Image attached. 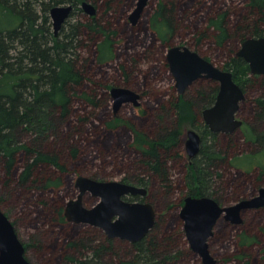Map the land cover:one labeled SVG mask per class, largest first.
<instances>
[{"label":"trees","instance_id":"1","mask_svg":"<svg viewBox=\"0 0 264 264\" xmlns=\"http://www.w3.org/2000/svg\"><path fill=\"white\" fill-rule=\"evenodd\" d=\"M84 1L95 15L83 11ZM137 1L0 0V210L30 229L22 241L32 264H203L173 206L158 209L156 224L134 243L69 222L73 178H99L94 167L122 171V181L146 187L154 205L163 197L181 199V207L187 195L227 205L264 185V169L243 167L264 149V75L238 55L244 40L264 37V0H157L131 25ZM62 4L73 5L72 18L55 34L50 11ZM179 41L232 71L246 92L235 133H214L200 121L216 99V80L200 78L184 94L174 87L170 96L153 86L170 70L159 55ZM112 85L140 91L143 105L130 118L112 115ZM195 122L204 143L185 164L184 126ZM243 217L241 225L223 218L215 225L211 240L226 249L220 264H264V206Z\"/></svg>","mask_w":264,"mask_h":264},{"label":"water","instance_id":"2","mask_svg":"<svg viewBox=\"0 0 264 264\" xmlns=\"http://www.w3.org/2000/svg\"><path fill=\"white\" fill-rule=\"evenodd\" d=\"M150 0H138L129 15L130 21L137 24ZM73 5L64 4L52 7L50 16L55 34L70 18ZM82 9L90 16L97 10L93 3L84 1ZM238 55L249 64L251 73L264 75V37H250L244 40ZM170 72L175 79L179 94L200 78L219 82V91L214 104L203 110V119L214 133H232L240 128L243 121L237 118L241 102L246 99L244 89L234 79V73L217 66L187 45L171 46L166 54ZM114 111L124 104L141 105V94L134 89L113 86L110 90ZM186 150L190 159L199 154L201 135L188 130ZM78 194L66 204L65 215L70 222L89 224L101 228L110 238H122L132 242L143 239L156 223L157 213L149 202L127 201V195H146L147 189L122 180H98L79 176L75 183ZM86 194H91L98 202L87 207ZM264 206V185L258 193L229 205H222L211 196L188 195L184 199L180 216L184 220V230L190 248L197 253L204 264H216L209 239L214 235L218 220L224 218L233 224H242L243 212ZM0 264H32L26 257V246L20 238L10 217L0 210Z\"/></svg>","mask_w":264,"mask_h":264},{"label":"rangeland","instance_id":"3","mask_svg":"<svg viewBox=\"0 0 264 264\" xmlns=\"http://www.w3.org/2000/svg\"><path fill=\"white\" fill-rule=\"evenodd\" d=\"M157 0H150L149 2H148V4H147V6L145 7V9H144V11H143V13L151 6H154L157 2H156ZM62 5H64V4H62ZM131 13V12H130ZM143 13H142V15H141V17H140V19L138 20V22L142 19V16H143ZM71 18H72V16H71ZM129 21H130V19H129ZM50 22H51V24H52V30L53 31H55V29H54V26H53V20H52V18H51V16H50ZM130 23H131V25H137V24H133L131 21H130ZM181 41H179L178 43H176V44H174L173 46H175V45H187L188 46V44H185V43H180ZM185 42H186V40H185ZM170 47H168V48H164V50H163V54H160L159 55V58H160V60H159V62L158 61H156V62H158L159 64H162L163 63V60H164V55H166L167 54V51H168V49H169ZM161 51V50H160ZM198 52V51H197ZM212 54L214 55V57H216V58H218V56H219V59L221 60L225 55L224 54H219L218 52H215L213 49H211L210 50V55L212 56ZM155 62V63H156ZM212 62H214V61H212ZM218 63V62H217ZM220 63V62H219ZM218 63V64H219ZM159 64L157 65V66H159ZM218 64H216L217 66H219ZM149 65H150V62H148V61H145L143 64H142V66H143V68H148L149 67ZM110 71H113V69L112 68H108ZM101 75V74H100ZM155 84H157V89H161V90H164V91H166V93H168L169 94V96L170 95H172L173 94V90H174V87H175V79H174V77H173V75H172V73L170 72V70H165L164 71V73H163V75L159 78V80H157V81H154V84H153V86H156ZM112 86H114V85H112ZM111 86V87H112ZM117 86H120V85H117ZM123 87V86H122ZM124 87H126V86H124ZM190 87V86H189ZM189 87L186 89V91L189 89ZM128 88H130V87H128ZM176 88V87H175ZM131 89H133V88H131ZM135 91H138V90H136V89H134ZM142 90V89H141ZM110 91V90H109ZM176 91H177V89H176ZM185 91V92H186ZM139 93H140V91H138ZM177 93H178V91H177ZM141 94V93H140ZM179 94V93H178ZM249 94H252V92H249ZM110 97H111V94H110ZM246 99H247V96H246ZM245 99V100H246ZM110 110H111V112H112V115L113 116H116V114L117 113H121L122 112V114L123 115H125L127 118H130V115H131V113H132V111H138L139 109H140V107L143 105V100H142V98H141V105L140 106H135L134 104H132V103H127V104H124L117 112H115L114 111V107H113V99H112V97L110 98ZM185 128V133L189 130V129H194V130H196V131H198L201 135H202V137L204 136V128L202 127V125L200 124V122H198V124H197V122H196V124H192V123H186L185 124V126H184ZM204 138V137H203ZM184 150H185V156H186V161L184 162L185 164H188L189 163V161H190V159H189V156H188V153H187V151H186V148H185V145H184ZM257 152V154H255V156H253V157H250V158H248V159H246V162H247V164H248V166L247 165H242L243 167H245V168H247V169H249V170H255V168L258 166L259 167V169H264V149H261V150H257L256 151ZM255 161H257V162H255ZM256 163V164H255ZM253 164H255V165H253ZM251 165H253V166H251ZM241 166V167H242ZM250 166V167H249ZM242 167V168H243ZM261 167V168H260ZM111 166L110 167H108V169H110V171H107V172H103V171H98V168H96V167H94L93 168V170H96L95 172L100 176L99 178H97L98 180H103V181H108V180H122V177L124 176V173L121 171V172H114V170L112 171L111 170ZM253 170V171H254ZM173 173H174V175H173V178L174 179H176V177L177 178H179V177H181V174L178 172V170L177 169H175V170H173ZM182 173V172H181ZM91 174H88V173H79V174H76L75 176H74V178H73V182H74V186H75V183H76V180H77V178L79 177V176H87V177H91V178H94V177H92V176H90ZM96 179V178H95ZM75 188H76V186H75ZM247 189H250V188H247ZM75 190H77V193L79 192L78 191V189L76 188ZM184 192H185V190H184ZM183 191H181V190H179V192H177V194L179 195V196H182V193H184ZM181 193V194H180ZM258 193V192H257ZM256 193V194H257ZM255 194V195H256ZM77 196V194L76 195H74V196H70V197H68L67 199L68 200H70V199H73V198H75ZM84 199H96V198H94L93 196H91L90 194H86L85 195V197H84ZM156 203H157V205H154L155 206V209H156V212L158 213V215L160 214V212L158 211V209L160 210V209H162V207H166V209H168L169 208V206H173V207H176L175 208V210H176V213L178 212L179 214H180V211H181V207H182V205L184 204V201H183V199H182V201H183V203H182V205H181V207H180V204H181V199H170V198H167V199H165V198H160V199H156ZM96 201H94V203H95ZM91 206V205H90ZM158 208H157V207ZM16 228L18 229V233H20V237H21V239L22 240H26L27 238H28V236H29V234L31 233V231H30V229L28 228V227H26V226H24V225H18V226H16ZM215 229V228H214ZM215 233V232H214ZM214 237V235L209 239V245H210V250H211V252H212V254L217 258V263L216 264H220L219 263V259H218V257L220 258V256L222 255V254H224V252H225V247L223 246L224 245V243H222V242H220V241H216V243L214 242V240H211L212 238ZM185 239L187 240V238H186V236H185ZM215 244V246H212V245H214ZM183 245L185 246V244L183 243ZM187 246H189V243H188V241H187ZM186 247V246H185ZM215 249H216V252H215ZM198 257H199V255H198ZM200 258V257H199ZM195 261V260H194ZM200 261H201V263H203L202 262V260H201V258H200ZM196 262V261H195ZM225 264H230V263H225Z\"/></svg>","mask_w":264,"mask_h":264},{"label":"flooded vegetation","instance_id":"4","mask_svg":"<svg viewBox=\"0 0 264 264\" xmlns=\"http://www.w3.org/2000/svg\"><path fill=\"white\" fill-rule=\"evenodd\" d=\"M132 12V11H131ZM130 19V18H129ZM218 82V81H217ZM219 83V82H218ZM245 92V91H244ZM185 93V92H184ZM183 93V94H184ZM218 94V93H217ZM245 94H246V92H245ZM247 96V95H246ZM217 97V96H216ZM216 100V99H215ZM245 101V100H244ZM215 102V101H214ZM214 102L210 105V106H212L213 104H214ZM243 102V101H242ZM241 102V103H242ZM210 106H208V107H210ZM208 107H206V108H208ZM206 108H204V109H206ZM240 108H241V106H240ZM203 109V110H204ZM240 111V110H239ZM239 111L237 112V118H239V119H241L242 121H243V119L239 116ZM201 122H203L205 125H207L206 123H205V121H204V119H203V111H202V117H201V120H200ZM195 124H196V122H195ZM243 124H244V121H243ZM243 124H242V126H243ZM208 126V125H207ZM241 126V127H242ZM209 127V126H208ZM240 127V128H241ZM240 128H238L236 131H238ZM210 129V128H209ZM190 130V129H189ZM194 130V129H193ZM236 131H234V132H232V133H235ZM198 132V131H197ZM188 131L185 133V148H186V141H187V138H188ZM199 133V132H198ZM200 134V133H199ZM226 134H231V133H226ZM201 135V134H200ZM204 137V136H203ZM202 137V135H201V138H202V142H201V147H202V144L204 143V138ZM201 149V148H200ZM187 151V150H186ZM198 155H196L194 158H196ZM194 158H192V159H190V161H189V163L190 162H192L193 160H194ZM142 187H144V186H142ZM146 188V187H145ZM147 189V188H146ZM148 193H149V191H148V189H147V193H146V195H127V196H125L124 197V199L125 200H127V201H139V202H149V203H151L152 205H154L150 200H148L146 197H147V195H148ZM91 195V194H90ZM92 196V195H91ZM188 196V195H187ZM95 198V197H94ZM214 198V197H213ZM185 199V198H184ZM243 199V198H242ZM69 201V200H68ZM67 201V202H68ZM184 201V200H183ZM98 202V199L96 198V202L93 204V205H95L96 203ZM236 202V201H235ZM233 203V202H232ZM84 204H85V206H87V207H91V206H93V205H91V206H88V205H86V203H85V199H84ZM231 204V203H230ZM184 205V204H183ZM182 205V206H183ZM227 205H229V204H227ZM155 207V206H154ZM182 208V207H181ZM66 209V208H65ZM156 210V209H155ZM245 212V211H244ZM244 212H243V214H244ZM157 213V212H156ZM157 216H158V213H157ZM179 216H180V214H179ZM180 218H181V216H180ZM244 218V217H243ZM182 219V218H181ZM224 219V218H223ZM68 220V219H67ZM69 221V220H68ZM156 221H157V217H156ZM182 221H183V229H184V220L182 219ZM70 222V221H69ZM227 222H229L230 224H233V223H231L230 221H227ZM74 223V222H73ZM77 224V223H76ZM156 224V223H155ZM85 225H89V224H85ZM233 225H237V224H233ZM239 225H241V224H239ZM91 226H93V225H91ZM99 228V227H98ZM215 228V227H214ZM101 229V228H100ZM104 231V230H103ZM105 232V231H104ZM184 232H185V230H184ZM106 234V233H105ZM107 235V234H106ZM185 236H186V233H185ZM107 237H108V235H107ZM108 238H110V237H108ZM110 239H114V238H110ZM119 239H122V238H119ZM123 240H126V241H128L129 243H134V242H132V241H130V240H127V239H123ZM140 241V240H139ZM188 241V240H187ZM189 247H190V245H189ZM200 257V256H199ZM201 258V257H200ZM202 260V259H201ZM204 264V263H203Z\"/></svg>","mask_w":264,"mask_h":264}]
</instances>
